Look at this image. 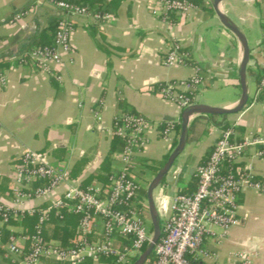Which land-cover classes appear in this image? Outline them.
I'll return each mask as SVG.
<instances>
[{"label":"crops","instance_id":"obj_1","mask_svg":"<svg viewBox=\"0 0 264 264\" xmlns=\"http://www.w3.org/2000/svg\"><path fill=\"white\" fill-rule=\"evenodd\" d=\"M102 1L109 9L92 12L99 17L74 18L72 51L63 54L57 80L33 65L19 63L18 56L43 36L58 12L47 0H0V70L7 75V84L0 87V175L12 185L26 147L48 152L52 163L68 168L70 178L79 184L94 174L98 177L91 185L105 184L101 166L112 141L114 116L133 111L152 122L180 118L182 109L157 91L167 80L187 78L199 70L202 83L196 102L231 108L239 99L241 46L220 23L211 0H198L199 6L185 14L171 13L167 20L153 12L157 0ZM220 8L238 24L250 47L248 102L234 113L193 115L186 147L154 195L194 191L195 167L206 158L223 126L233 125L238 138L264 135V89L256 96L264 70V0H224ZM22 11H26L22 18L9 22ZM173 43L185 53L184 62L165 65L163 57ZM176 134L170 141L155 131L148 134L133 169L141 185L147 186L156 173L144 161L159 162L173 148ZM252 153L249 150L237 165L250 164L256 178L264 180V158ZM116 154L107 159L113 172L121 167ZM237 202L239 224L223 238L206 236L192 255L198 264H264V192L247 188L238 194ZM6 228L22 230L14 225ZM94 228L97 238L102 229L99 221ZM246 240L255 247H245ZM0 264H8L1 255Z\"/></svg>","mask_w":264,"mask_h":264},{"label":"built area","instance_id":"obj_2","mask_svg":"<svg viewBox=\"0 0 264 264\" xmlns=\"http://www.w3.org/2000/svg\"><path fill=\"white\" fill-rule=\"evenodd\" d=\"M154 13L168 19L171 13L185 14L195 7L189 0H157ZM58 12L56 30L51 45L36 46L25 55H19L21 64L35 66L60 80L56 68L63 62V54L72 51L70 36L74 31V18L98 14L88 7L66 0H47ZM26 11L16 13L9 22L22 18ZM109 18L108 14L104 15ZM185 53L173 43L163 57L165 65L183 63ZM202 75L167 80L158 85L159 95L175 102L181 109L196 102ZM7 84V75L0 70V87ZM264 89V70L258 81L256 96ZM180 119L152 122L140 113H120L114 116L111 135L125 140L124 148L116 156L121 167L114 171L109 183L94 184L85 188L72 180L65 166L52 163L48 152L26 147L22 150L12 175L13 185L9 198L0 196V227L10 218L38 213V223L31 235L12 231L4 248L8 264H42L44 260L62 264H81L86 259L97 261L101 256L115 255L118 262L137 258L150 240L147 226V206L136 203L137 184L133 173L135 156L148 143V134L157 132L170 141ZM249 150L255 158H264V135L237 137L233 125L223 127L205 160L195 167L194 191L173 194L159 192L154 195L162 220V234L155 243L151 256L143 264H197L192 255L199 251L208 235L223 238L229 229L239 224L237 196L247 188L264 192V180L256 178L250 164L243 167L238 162ZM45 181L34 185L35 181ZM161 193L170 195L173 205L165 210L160 202ZM31 202H34L31 204ZM43 206H40L42 205ZM63 211L79 214V239L71 247L46 240L42 225L50 212ZM96 221L101 224L99 237ZM217 230V231H216ZM117 236L131 239L129 246L121 247Z\"/></svg>","mask_w":264,"mask_h":264},{"label":"trees","instance_id":"obj_3","mask_svg":"<svg viewBox=\"0 0 264 264\" xmlns=\"http://www.w3.org/2000/svg\"><path fill=\"white\" fill-rule=\"evenodd\" d=\"M66 1L76 3V4H80V5H84V6L88 7V9L92 12H99V13L100 12H107L109 9V7L106 4H104L102 0H66ZM189 1L192 2V4L194 6H199L198 0H189ZM55 30H56V21L54 23L50 24V26L48 27V30L47 29L45 30L46 33L44 31L43 36L37 38L27 48V50H25L23 53H21V55H25L33 47L51 45L53 43ZM259 79H260V77H259ZM261 91H263V89ZM126 113H136V112L127 111ZM227 126L228 125H225L223 127H227ZM175 128H176V133L178 135L179 131H180V123H178ZM177 135H176L175 140L173 142V146L176 143ZM124 145H125V140L123 138L113 135L112 141L110 144V148H109V151L107 153V159L110 158L112 154L121 152L124 148ZM168 154L169 153L164 155L159 162L152 161L151 163H148V162L144 161L146 167L152 168L154 173H155L157 171V169L165 162ZM107 159L104 162V164L101 166V168H102L101 170H103L105 172L104 176L106 177L105 184H103L104 186H106L109 183V178L113 174V171L111 170ZM19 161H20V159L18 158V162ZM75 166H77V165H75ZM131 175L134 176L133 173ZM93 177H98V175L94 174L93 176H89V177L83 179L80 182V186L83 188L90 186L92 183ZM134 178H135V176H134ZM135 182L138 186L135 201H136V203H138V205L139 204L140 205L145 204V202H146V186L141 185L138 178H135ZM43 183H45V181L37 180L34 182V185L43 184ZM11 185H12V183L7 177L0 175V194H2L1 196L5 197V198H6V196H9V194L11 193ZM181 192L188 193L190 191L188 189H183ZM40 206H43V204ZM80 217L81 216L79 214H75L72 212L63 211L60 215H58V214L56 215L53 212H50L48 215V219L42 225L43 237L46 240H51V239L59 240L60 245L63 247L74 246L78 242L79 235H80V232H79ZM37 223H38V213H34L31 215L24 214L22 217H19V218H15V217L10 218L7 223L3 224L0 227V236L2 239V243L5 244L8 241L9 235L11 234L10 230L8 228H6L7 225L21 226V228H22L21 231L24 234L31 235L35 232V226L37 225ZM150 231H151V224H150ZM90 238L93 239V238H95V236L91 235ZM117 238L121 243V247L129 246L131 243V239H129V238H121L119 236H117ZM3 254H4V248L2 246H0V255L3 256V259H5ZM150 256H151V254H150ZM190 258L193 259L192 257H190ZM135 259L136 258H133L130 262L132 263ZM5 261L7 262L6 259H5ZM48 261L49 262H47V264H50V263L51 264H62V263L56 262V261H50V260H48ZM97 261L103 262L106 264H129L128 262H118L117 257L115 255L101 256L97 259ZM93 262H94V260H92L90 258V259H86L81 264H93Z\"/></svg>","mask_w":264,"mask_h":264},{"label":"water","instance_id":"obj_4","mask_svg":"<svg viewBox=\"0 0 264 264\" xmlns=\"http://www.w3.org/2000/svg\"><path fill=\"white\" fill-rule=\"evenodd\" d=\"M224 0H211V6L218 17L222 26L228 29L238 40L242 56L240 63L238 65V80L240 85V96L235 104L231 108H222L217 106H212L203 102H195L182 109L180 115V131L176 139V143L169 152L165 162L159 167L155 175L151 178L146 186V206L149 215V220L151 224V237L144 250L139 254V256L130 264H143L146 259L152 253L155 243L159 240L162 234V220L157 209L154 190L160 186L166 177L167 173L179 158V156L184 151L186 144L188 142L189 135V120L193 115H223L234 113L242 110L249 99L248 91V81H247V66L250 59V47L246 36L242 32L241 28L236 24L229 15H227L220 8V3Z\"/></svg>","mask_w":264,"mask_h":264},{"label":"clouds","instance_id":"obj_5","mask_svg":"<svg viewBox=\"0 0 264 264\" xmlns=\"http://www.w3.org/2000/svg\"><path fill=\"white\" fill-rule=\"evenodd\" d=\"M159 199V202L161 204V206L165 209V210H168V208L170 206L173 205L174 201L172 200V197L170 195H167V194H164V193H161L158 197ZM244 246L245 247H252L254 248L255 247V244L252 243L251 240H246L244 241Z\"/></svg>","mask_w":264,"mask_h":264},{"label":"rangeland","instance_id":"obj_6","mask_svg":"<svg viewBox=\"0 0 264 264\" xmlns=\"http://www.w3.org/2000/svg\"><path fill=\"white\" fill-rule=\"evenodd\" d=\"M176 135H177V134H176ZM176 135H175V136H176ZM177 137H178V135H177ZM140 183H143V181H140ZM143 185H145V184H143ZM146 212H147V214H146V216H147V217H146L147 221H146V222H147L148 229H149V231H150V220H149V215H148V211H146Z\"/></svg>","mask_w":264,"mask_h":264}]
</instances>
